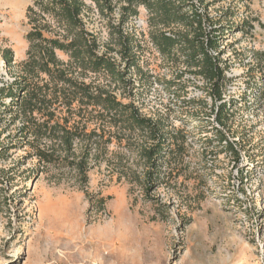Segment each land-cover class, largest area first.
<instances>
[{"label":"rangeland","instance_id":"rangeland-1","mask_svg":"<svg viewBox=\"0 0 264 264\" xmlns=\"http://www.w3.org/2000/svg\"><path fill=\"white\" fill-rule=\"evenodd\" d=\"M32 1L0 0V81L13 79L6 49L15 64L26 58ZM222 4L236 11L234 26L246 20L255 27L230 34L225 44L229 126H218L210 107L178 103L175 125L188 143L182 176L173 173L148 191L138 182L137 146H111L110 164L95 166L88 185L68 171L43 167L27 149L1 157L0 168L15 166L17 178L0 183V264H264V0L248 8L243 0ZM146 20L141 9L129 30L146 31ZM149 68L155 78H169L170 65L155 51ZM132 79L137 105L165 110L162 86L142 88L135 73ZM191 94L201 97L198 90ZM8 119L0 127V147L17 140ZM218 130L236 141L239 162L214 140Z\"/></svg>","mask_w":264,"mask_h":264},{"label":"trees","instance_id":"trees-1","mask_svg":"<svg viewBox=\"0 0 264 264\" xmlns=\"http://www.w3.org/2000/svg\"><path fill=\"white\" fill-rule=\"evenodd\" d=\"M223 1L33 0L26 11V58L15 64L11 49L3 53L7 70L14 72L10 83L0 81V127L8 117L7 128L14 127L17 140L0 147V162L13 150L27 149L43 167L68 171L88 185L95 166L110 164L111 146L127 144L138 147V182L147 191L173 173L181 177L188 143L175 125V106L210 107L216 124L228 127L232 102L225 44L230 34L255 28L246 20L234 26L237 13ZM243 1L247 8L252 2ZM141 9L147 30L138 29L137 35L129 26ZM154 51L170 65L169 78H155L149 68ZM134 73L142 88L162 86L165 110L137 105ZM228 138L219 130L214 136L239 162L236 141ZM14 168H0V183L15 182ZM163 168L168 173L162 174Z\"/></svg>","mask_w":264,"mask_h":264}]
</instances>
